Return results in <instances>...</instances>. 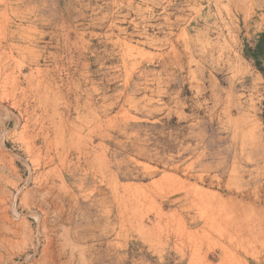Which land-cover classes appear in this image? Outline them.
<instances>
[{
  "label": "rangeland",
  "instance_id": "rangeland-1",
  "mask_svg": "<svg viewBox=\"0 0 264 264\" xmlns=\"http://www.w3.org/2000/svg\"><path fill=\"white\" fill-rule=\"evenodd\" d=\"M263 35L264 0H0V264H264Z\"/></svg>",
  "mask_w": 264,
  "mask_h": 264
},
{
  "label": "bare ground",
  "instance_id": "bare-ground-1",
  "mask_svg": "<svg viewBox=\"0 0 264 264\" xmlns=\"http://www.w3.org/2000/svg\"><path fill=\"white\" fill-rule=\"evenodd\" d=\"M72 136H73V135H72ZM225 201H226V200H225ZM226 202H227V201H226ZM216 205H217V204H216ZM209 211H210V210H209ZM201 214H202V213H201ZM0 215H1V214H0ZM201 216H202V215H201ZM207 216H208V215H207ZM0 218H1V217H0ZM238 219H239V218H238ZM205 221H206V220H205ZM205 221H204V222H205ZM204 222H202V223H204ZM207 223H208V222H207ZM251 223H252V222H251ZM257 224H258V223H257ZM207 226H208V225H207ZM210 226H211V225H210ZM259 226H260V225H259ZM212 230H213V229H212ZM254 230H255V229H254ZM254 230H253V232H254ZM247 231L249 232L248 229L246 230V233H248ZM250 231H252V230H250ZM224 232H225V231H224ZM253 232H252V233H253ZM205 233H206V232H205ZM215 233H216V232H215ZM255 233H257V235H258V232H257V231H256ZM259 233H260V231H259ZM223 234H225V233H223ZM240 234H242V233H240ZM244 234H245V233H244ZM250 234H251V232H250ZM205 235H206V234H205ZM242 235H243V234H242ZM257 235L254 234V236H257ZM259 235H260V234H259ZM259 235H258V236H259ZM249 236H251V235H249ZM260 236H261V238H262V235H260ZM260 236H259V237H260ZM208 237H209V236H208ZM254 238H255V237H254ZM263 238H264V237H263ZM240 239H241V237H240ZM250 239H251V237H250ZM255 239H256V238H255ZM258 239H259V238H258ZM234 240H235V239H234ZM241 240L243 241V239H241ZM244 240H248V239H246V237H245ZM252 241H253V240H252ZM252 241H251V242H252ZM258 241H259V240H258ZM245 242H247V241H245ZM259 243H260V241H259ZM261 243H262V242H261ZM256 244H257V243H256ZM244 246H245V245H244ZM221 249H222V248H221ZM45 252H46V251H45ZM47 263H48V262H47ZM53 264H54V263H53Z\"/></svg>",
  "mask_w": 264,
  "mask_h": 264
},
{
  "label": "trees",
  "instance_id": "trees-1",
  "mask_svg": "<svg viewBox=\"0 0 264 264\" xmlns=\"http://www.w3.org/2000/svg\"><path fill=\"white\" fill-rule=\"evenodd\" d=\"M262 41H263V42H262ZM262 41H261V42L264 43V35L262 36Z\"/></svg>",
  "mask_w": 264,
  "mask_h": 264
}]
</instances>
